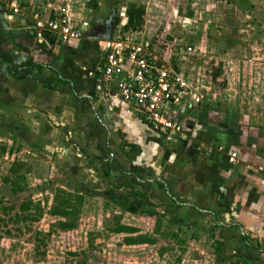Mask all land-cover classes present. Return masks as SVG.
Returning a JSON list of instances; mask_svg holds the SVG:
<instances>
[{"label": "rangeland", "instance_id": "1", "mask_svg": "<svg viewBox=\"0 0 264 264\" xmlns=\"http://www.w3.org/2000/svg\"><path fill=\"white\" fill-rule=\"evenodd\" d=\"M13 2L25 15L13 13ZM67 6L87 30L76 45L80 55L68 57L71 67L62 79L41 82L49 72L36 71L17 50L18 66L33 72L11 100L3 90L6 70L20 68L0 63V264H264V239L228 232L223 224H176L164 194L149 196L146 187L153 206H132L130 212L129 195L138 186H123L116 175L105 178L101 171L112 146L97 120L108 106L93 109L79 92L91 64L83 55L97 52L99 39L91 29L111 17L117 30L127 23V10L138 7L140 25L157 28L168 40V60L184 49L179 55L185 59L172 65L190 71L202 89L204 103L197 107L226 113L250 128L253 138L264 137V0H0V41L9 38L3 25H13L30 30L31 37L37 33L45 49L58 55L61 43L32 29V15H63ZM52 104L56 112H42ZM81 110L88 118L77 115Z\"/></svg>", "mask_w": 264, "mask_h": 264}, {"label": "crops", "instance_id": "2", "mask_svg": "<svg viewBox=\"0 0 264 264\" xmlns=\"http://www.w3.org/2000/svg\"><path fill=\"white\" fill-rule=\"evenodd\" d=\"M70 15L77 14L70 11ZM8 17L14 23L12 16ZM15 23L19 26L26 24L24 19H15ZM3 26L8 29L9 38L0 41V63L5 68L18 66L17 50H20L24 60L37 65L34 66L36 71L43 69L45 76L49 72L48 79L41 82L62 79L64 68L71 67L68 57L81 52L76 50V40L59 44V54L56 55L45 49L47 42H43L37 33L36 37H31V31L25 28ZM32 29L38 30L33 26ZM91 54L83 55L84 63L88 57L87 66L95 58ZM18 68L20 70H6L10 73L9 84L3 90L11 100L17 90L23 89L25 82L22 79L33 72L22 70L26 67ZM26 83H29L28 80ZM81 84L80 96L85 98L82 101L87 104L88 100L94 109L91 84L86 76ZM48 108L55 111L52 104L47 108L43 105L42 112L48 114ZM101 111L97 130L107 133L108 146H112L104 156L106 161L101 165L102 175L105 178L116 175L123 186H138L140 191L129 195L128 207L153 206L151 199L146 197L147 190L151 193L149 196L155 198L164 194L168 199V214H176V219L170 220L176 224L188 225L195 221L198 224L202 221L223 224L228 232H248L253 237L264 239V179L255 171L264 167L262 135L256 134L253 138V133L248 130L250 128L246 130L231 117L226 118V113L214 114L217 110L199 106L181 116L186 138L164 143L140 119L119 105H111ZM87 112L81 110L77 115L82 119L88 118ZM86 122L91 124L92 121L88 119ZM231 152L236 153L234 163L228 161ZM129 187L122 189L125 195L124 190H130ZM145 187L146 190L143 189ZM137 193L143 199L137 197Z\"/></svg>", "mask_w": 264, "mask_h": 264}, {"label": "built area", "instance_id": "3", "mask_svg": "<svg viewBox=\"0 0 264 264\" xmlns=\"http://www.w3.org/2000/svg\"><path fill=\"white\" fill-rule=\"evenodd\" d=\"M10 6L13 13L25 15L14 2ZM66 10L63 15L35 11L33 27L62 44L79 40L87 23L76 22L68 6ZM160 38L157 28L151 30L146 24L131 28L123 21L117 30L113 28L109 39L98 40L95 58L85 72L93 105H119L162 142L171 143L186 138L181 116L203 104L205 95L193 84L190 71L172 65L185 59L179 55L184 49L175 50L168 60V48H164L168 40ZM235 160L236 153L231 152L228 161ZM255 171L264 179V167Z\"/></svg>", "mask_w": 264, "mask_h": 264}, {"label": "trees", "instance_id": "4", "mask_svg": "<svg viewBox=\"0 0 264 264\" xmlns=\"http://www.w3.org/2000/svg\"><path fill=\"white\" fill-rule=\"evenodd\" d=\"M143 10L140 8H135V7H130L127 12V27H131V28H136L140 25L141 23V16H142ZM110 28V27H109ZM108 28V29H109ZM109 31V30H108ZM50 42L52 41L51 39H49ZM72 41H76V40H72ZM31 66H37L35 63H32ZM130 212H134V208L132 207V205L130 206V208L128 209ZM217 249H220V247H217ZM244 264H249L246 260L242 261Z\"/></svg>", "mask_w": 264, "mask_h": 264}, {"label": "flooded vegetation", "instance_id": "5", "mask_svg": "<svg viewBox=\"0 0 264 264\" xmlns=\"http://www.w3.org/2000/svg\"><path fill=\"white\" fill-rule=\"evenodd\" d=\"M112 24V18L109 17L106 19L103 25H97L94 29H91V32L95 34L96 39L101 40L108 33V28L112 26Z\"/></svg>", "mask_w": 264, "mask_h": 264}, {"label": "water", "instance_id": "6", "mask_svg": "<svg viewBox=\"0 0 264 264\" xmlns=\"http://www.w3.org/2000/svg\"><path fill=\"white\" fill-rule=\"evenodd\" d=\"M113 30V27L112 26H110V28H109V31H108V33L106 34V36L105 37H103L102 39H109L110 38V34H111V31Z\"/></svg>", "mask_w": 264, "mask_h": 264}]
</instances>
